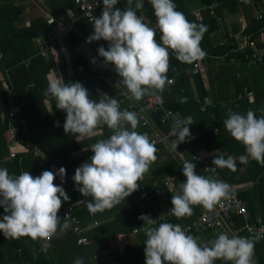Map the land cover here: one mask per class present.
<instances>
[{
    "label": "crops",
    "instance_id": "crops-1",
    "mask_svg": "<svg viewBox=\"0 0 264 264\" xmlns=\"http://www.w3.org/2000/svg\"><path fill=\"white\" fill-rule=\"evenodd\" d=\"M234 1L235 7L223 4L220 0H211L208 5L203 4V0L175 3L177 10L183 12L190 22L207 27L200 46L206 53L202 61H207L209 68L208 71H201L198 75L192 76L188 70L198 61L191 64L182 62L181 66L175 64L172 76L176 77V82L179 75L185 74L193 85L192 92L182 91L183 94H189L187 97L189 106L187 101L181 103L177 93H168L166 99V90L171 86L165 88L164 99L166 107L167 101L168 105L178 107L167 108L180 111L187 118L191 136L194 138L195 151L204 156L210 155L213 160L217 155L225 158L234 156L237 166L235 171L217 168L218 176L215 177L205 173L201 166L193 161L192 151L187 147H179L178 151L184 161L195 163L197 174L202 173L200 175L223 181L229 186H239V196L243 192L249 195L251 206L242 200L250 209L252 217L264 222V165L256 161L241 164L239 157L246 155L245 147L224 127L229 110L241 114L252 110L258 113L257 117L264 115V70L259 64L250 65L248 59L250 51L243 49V46L239 48L237 43L244 38L253 41L255 35L257 47L264 48V0ZM143 3V10H139L137 14L144 17L146 24L154 27L157 23L154 10L149 0H143ZM116 7L124 10L127 7V0H119ZM50 18H56L52 26L48 24ZM68 28L70 31H67ZM34 32L39 34L33 35ZM93 32V25L81 17L74 0H0V108L6 111L14 102L18 108L14 124L19 128L18 137L11 140L8 124L0 122V168H7L10 175L29 171L33 177L41 175L45 170L56 173L61 167L65 168L64 180L57 175L54 183L58 186L64 181L70 183L64 189L81 228V232L68 231L52 242L34 241L29 237L11 239L0 232V264H38L41 255L45 254L47 259L51 258L49 252L53 245L63 241L74 242L75 239L77 246L87 247L81 255L87 254L82 258L83 264H102L98 257L108 252L109 258L114 255V258L125 261L124 257L133 256L132 261L134 258L137 259L135 264H143L144 260L146 262L147 237L143 231L145 222L138 217L140 212L144 211L145 215L156 220L155 227L164 222L175 225L176 221L183 227L203 211L202 206H193L191 217L177 218L171 214L173 192L179 191V185L186 182V177L178 160L163 146H156L157 160L151 165L143 181L138 182L140 187L136 192L111 210L95 214L89 211L87 201L91 197H85L77 190L73 176L83 163L91 162V155L94 153L90 145L109 138L110 136L105 135L110 129L100 128L95 136L77 141L74 135L64 131L66 112L58 110L55 106L56 100L45 97L43 92L48 87L50 78L61 75L66 83H81L89 91L90 98L97 102L102 94H107L119 102L122 99L126 100L127 106L131 103H140L131 98L130 94L124 95L127 89L119 80L115 66L106 63L104 58L99 56V47L104 46L107 50L109 42L104 40L88 42ZM160 35L157 30V40ZM38 38L48 43L50 48L43 51V46L37 41ZM227 41L230 42L229 45L225 43ZM225 48L230 49V53L237 54L229 56ZM172 57L176 58L171 53L170 62L174 61ZM15 61H18L16 65ZM102 69H105V75H100ZM28 72L31 80L29 83ZM197 77L203 80L207 92L203 99L195 90L194 81ZM148 96L142 100L145 101ZM259 100L262 103L258 105ZM133 111L140 116V109L135 108ZM146 113L149 126L143 128L139 123L136 131L149 137L157 132L156 127L164 132L168 131V127L161 124L160 111L150 109ZM155 114H160V121L157 122ZM18 118L24 128L22 136L21 126L16 122ZM56 122H59V126ZM13 150L17 152L16 158H10ZM172 161L176 162L177 167L171 169ZM167 167L171 169L170 172L153 179L155 171ZM225 174L228 177H225ZM166 179H171V185L164 184ZM63 207L62 204L58 213L61 224L64 222L61 216ZM77 209H85L89 214L88 218L81 220L76 214ZM136 209L139 210L137 220L141 225L134 227L136 224L133 225L135 219L132 220V216ZM113 211L124 212L129 222L119 220V224H116L118 222L115 221V213L111 214ZM5 214L4 209L0 207V220ZM92 219L95 221H91ZM105 223H111L104 227L107 240L96 243L89 239L86 233ZM126 223L132 226L131 233L116 226ZM135 230L138 232L134 233ZM218 234L208 231L199 236L191 235L197 237L203 244L215 239ZM82 238L87 240L86 244L78 243ZM56 251L57 249L53 248V253ZM25 255H31L33 259L30 261ZM76 259L77 256H70L63 261L57 260L58 263L51 260V263L74 264ZM105 264L120 262L105 261ZM216 264L230 262L217 260ZM254 264L258 263L254 260Z\"/></svg>",
    "mask_w": 264,
    "mask_h": 264
},
{
    "label": "clouds",
    "instance_id": "clouds-1",
    "mask_svg": "<svg viewBox=\"0 0 264 264\" xmlns=\"http://www.w3.org/2000/svg\"><path fill=\"white\" fill-rule=\"evenodd\" d=\"M118 3L119 0H103L102 14L91 18L94 32L88 42H109L107 50L101 46L98 53L106 63L115 66L127 89L124 95L130 94L140 101L155 91L163 92L170 83L167 73L171 53L188 64L205 57L200 45L207 27L190 22L177 10L173 0H149L157 21L155 27L137 14L143 10V0H127L124 10L116 7ZM157 29L161 33L159 40ZM43 95L55 99L56 108L66 112L64 131L74 135L77 141L95 136L103 126L112 132L109 138L90 145L94 153L91 162L83 163L73 176L77 190L91 197L87 201L89 211L95 214L111 210L136 192L140 187L138 182L143 181L158 152L147 134L136 131L139 114L121 110L120 102L107 94H102L97 102L81 83H66L61 75L49 79ZM186 101V97L181 99V103ZM188 125L185 122L177 128L172 151H177L178 145L191 136ZM224 127L245 147L246 155L239 157L241 164L254 160L264 165V115L257 117L252 110L246 114L229 110ZM213 165L205 170L235 171L236 157L217 155ZM183 174L186 182L179 185L178 192H173L171 200L170 212L177 218L191 217L193 206L212 211L230 195L228 184L197 174L196 164L191 161H184ZM57 175L63 181L66 169L61 167L56 173L45 170L33 177L29 171L10 175L7 168H0V207L6 213L0 220V232L6 238L29 237L47 242L58 232L69 229L67 220L61 224L58 215L63 202L70 198L62 186L54 183ZM140 219L145 222L146 264H216L217 260L254 264L255 239L221 232L215 239L201 244L179 224L164 222L155 227L156 220L149 216L142 215ZM74 264H83V260L78 258Z\"/></svg>",
    "mask_w": 264,
    "mask_h": 264
},
{
    "label": "built area",
    "instance_id": "built-area-1",
    "mask_svg": "<svg viewBox=\"0 0 264 264\" xmlns=\"http://www.w3.org/2000/svg\"><path fill=\"white\" fill-rule=\"evenodd\" d=\"M74 2L79 7L81 17L88 21L91 25H93L91 18L95 16L99 17L102 14L104 8L103 0H74ZM55 22L56 18H50L48 24L52 26L53 24H55ZM67 31H70V28H68ZM37 41L40 45L43 46V51L50 48V45L44 42L43 39L38 38ZM225 43L227 45L230 44V42L228 41ZM237 43L239 48L240 46H243V49L250 51V54L248 56L250 65L256 66L258 64L264 63V48L257 47L254 40L252 41L248 38H244L237 41ZM172 54L175 55V53ZM208 68V62L200 60L194 63L193 68H190L188 70V73L192 76H196L201 71H208ZM169 81L170 83L167 86L174 85L176 82V77L169 78ZM164 91H155L150 94L145 99V101L142 100L137 104H129L128 109H140V123L143 128L149 126L146 112L150 109L160 111L162 113L161 124L167 126L168 131L164 132L160 128L156 127L157 132L150 137V139L155 142V146H163L167 148L173 158L178 160L182 168L184 158L180 151H178V148L187 147L190 151L193 152V161L196 162V164L200 165L205 173H209L217 177V168H215L214 171L205 170L215 167L213 165V158L210 155L204 156L194 150V138L192 136L187 138L185 142L180 143L178 145L177 151L174 152L171 150V144L174 140H176V136L174 135V133L176 132L178 127L183 126L184 123H188V121L187 118L182 114V112L169 109L165 106ZM125 101L126 100L124 99L120 100V107L126 105ZM141 109H143V111H141ZM17 111L18 108L15 106L14 102L11 103L10 107L6 111L0 108V122L8 124L9 132L11 134V140H15L19 135V128L14 124V119L16 117ZM177 131H179V129ZM16 157L17 152H14L13 150L10 154V158ZM171 183V179H166L164 181L165 185H171ZM69 184L70 183L64 181L60 186L65 188ZM229 190V197L224 199L221 204L217 205L214 210L209 211L203 208V211L199 214V216L192 220L191 223L184 225L183 228L189 234H194L197 236L208 231H214L217 233L228 232L230 236L232 234H236L241 237L251 238L255 240H264V222L261 219L255 220L252 217L247 204L239 196L240 187L229 186ZM63 206L64 207L61 216L63 220H67V222L70 224V227L66 231L58 232L56 236H54L50 241L47 242H52L55 238H59L71 230L75 232H81L79 220L73 214V207L70 203V200L63 202ZM142 215H145L144 211H142L138 217L140 218ZM137 232V230L134 231V233ZM257 237L259 238L257 239ZM86 242L87 240L84 238L78 240L79 244H86Z\"/></svg>",
    "mask_w": 264,
    "mask_h": 264
},
{
    "label": "trees",
    "instance_id": "trees-1",
    "mask_svg": "<svg viewBox=\"0 0 264 264\" xmlns=\"http://www.w3.org/2000/svg\"><path fill=\"white\" fill-rule=\"evenodd\" d=\"M185 0H173L174 3H182L184 2ZM223 4H229V5H232L233 7L236 6V3L234 0H220ZM203 4L205 5H208L209 3H211V0H203L202 2ZM264 25V24H263ZM255 39V35L253 36V40ZM230 49H226L225 48V52H228V54H230L229 56H235L237 53H230L229 52ZM174 61L170 62V70L169 72L167 73L168 75V78H171L173 77L172 75L174 74L173 72V67H175V64L178 65V66H181V64H183L181 61H179L178 59H176L175 57H172ZM231 57H229L230 59ZM18 63V61H15L14 64L16 65ZM110 65H113V64H110ZM114 66V65H113ZM259 66H261V68L264 70V63L263 64H259ZM181 68V67H180ZM181 70V69H179ZM106 71L105 69H102L100 71V75H105ZM28 83L31 81L30 80V73L28 72ZM171 76V77H170ZM118 78L119 80L123 83V80L122 78L119 77L118 75ZM37 81H38V78H37ZM40 84V83H39ZM41 85V84H40ZM124 85V83H123ZM125 86V85H124ZM194 86H195V90L196 92H198V94L200 93L199 96H201V98H205L206 95H207V92H206V89L204 87V84H203V80L200 78V77H197L194 81ZM192 88V89H189V88ZM192 92L193 91V85L192 83L189 81V79L185 76V74H181L179 75L178 79H177V82L171 86L170 88H168L166 90V99L168 97V93H177L180 100L182 98H187L189 96V94H183L182 91L184 92ZM147 96V95H146ZM145 96V97H146ZM144 97V98H145ZM143 98V99H144ZM142 100H140L141 102ZM180 103V102H179ZM260 103H262L260 100L257 101V104L259 105ZM181 105V103H180ZM187 105L189 106L188 104V101H187ZM167 107H173L174 109H177L178 107L177 106H173V105H168V101H167ZM194 107H191V109H193ZM124 109H128V106L127 105H124L121 110H124ZM129 110V109H128ZM130 111H133V110H130ZM24 115V113H23ZM23 118V116H22ZM155 119L158 121H160V114H155ZM19 121V122H18ZM18 121L16 119V122L18 123L17 125H20L21 126V136L24 134L23 133V130L24 128L22 127V124L20 122V119L18 118ZM103 129L104 128H107V126H103L102 127ZM108 129V128H107ZM137 130V129H136ZM164 130L166 131V128H164ZM111 132L108 131V133L105 135V137H108L112 134L109 133ZM93 155V154H92ZM91 155V156H92ZM17 160V159H16ZM255 162L254 160H249V163L247 164H250V163H253ZM176 166L177 167V164L176 162L172 161L171 162V169ZM169 167H167L166 169L164 170H157L153 173V179H158L159 177H161L163 175V173H167V172H170ZM202 174V173H200ZM264 176V175H263ZM225 177H228L227 174H225ZM73 196V195H72ZM240 197L241 199H243L244 201H247V204H249V206H251V201H250V198H249V195L248 193L246 192H243L240 194ZM250 210V209H249ZM138 211L139 210H135V213L133 214L132 216V220H134L133 222V225L136 224L134 227L136 226H140L141 223L137 220V216H138ZM252 211V209H251ZM112 213H115V221H117L118 223L116 224H119V220H123L124 222H129V220L127 219L126 215L124 212H120V213H117V212H111ZM141 213V212H140ZM76 214L79 218H81V220L85 219L86 217L88 218L89 214L88 212H86L85 209H81V210H76ZM62 215V214H61ZM91 221H95V220H91ZM83 222V221H82ZM110 222V221H109ZM84 224V223H83ZM175 224H179L178 221L175 222ZM108 225H111V223H105V224H102L101 226H98L92 230H90L89 232L86 233V235L89 237V239H91L92 241H95L96 243H102L104 242L105 240H107V234L105 235V231H104V227L108 226ZM121 225V226H120ZM120 225H116L117 227H121V228H124L126 229L127 232L131 233L133 231V228L132 226H128V224L126 223L125 225L124 224H120ZM105 237V238H104ZM53 248L57 249L56 252L53 253ZM85 248H87L86 246H77V242H76V239L74 240V242H70V241H63L62 243H59L57 245H53L52 246V250L49 252V255L51 256V258L47 259L46 255H41L39 261H38V264H52L51 262L53 261V263H58L57 260H66L68 257L70 256H77L78 258H85L86 255L84 256H81L83 252V250H85ZM101 253V252H100ZM103 253V252H102ZM109 252L108 254L106 255H102V256H99L98 259L99 261L102 262V264H105V261H109L110 262H113L116 260V262H120V264H135V262L137 261V259H133L132 261V258L133 256H127V257H124L125 258V261H122L121 259H116L114 258L112 255L110 256L109 258ZM89 256V255H88ZM95 257V255H93ZM26 259L28 260H32L33 257L31 255H25ZM146 258V257H145ZM88 259V258H87ZM253 259L255 260L256 263L258 264H264V240L261 241V240H258L255 242V250H254V257ZM52 260V261H51ZM145 260L142 262L143 264Z\"/></svg>",
    "mask_w": 264,
    "mask_h": 264
},
{
    "label": "water",
    "instance_id": "water-1",
    "mask_svg": "<svg viewBox=\"0 0 264 264\" xmlns=\"http://www.w3.org/2000/svg\"><path fill=\"white\" fill-rule=\"evenodd\" d=\"M38 34H39V32H34V33H33V35H38ZM29 36H30V35H29ZM9 45H10V44L8 43V47H9Z\"/></svg>",
    "mask_w": 264,
    "mask_h": 264
},
{
    "label": "rangeland",
    "instance_id": "rangeland-1",
    "mask_svg": "<svg viewBox=\"0 0 264 264\" xmlns=\"http://www.w3.org/2000/svg\"><path fill=\"white\" fill-rule=\"evenodd\" d=\"M256 113V112H255ZM258 113H256V116H257Z\"/></svg>",
    "mask_w": 264,
    "mask_h": 264
}]
</instances>
